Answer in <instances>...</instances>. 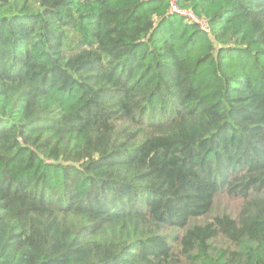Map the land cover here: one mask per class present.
<instances>
[{
    "label": "trees",
    "instance_id": "16d2710c",
    "mask_svg": "<svg viewBox=\"0 0 264 264\" xmlns=\"http://www.w3.org/2000/svg\"><path fill=\"white\" fill-rule=\"evenodd\" d=\"M172 3L0 0V264H264V0Z\"/></svg>",
    "mask_w": 264,
    "mask_h": 264
},
{
    "label": "built area",
    "instance_id": "2783aa9c",
    "mask_svg": "<svg viewBox=\"0 0 264 264\" xmlns=\"http://www.w3.org/2000/svg\"><path fill=\"white\" fill-rule=\"evenodd\" d=\"M171 11L173 13H177L179 15H182L186 18H188V20L198 24L200 26V28L204 31L207 30V28L205 27L204 23L201 22L200 20H198L196 17H194L190 12L188 11H185V10H179L175 5L174 3H172V0H171Z\"/></svg>",
    "mask_w": 264,
    "mask_h": 264
},
{
    "label": "rangeland",
    "instance_id": "374dc122",
    "mask_svg": "<svg viewBox=\"0 0 264 264\" xmlns=\"http://www.w3.org/2000/svg\"><path fill=\"white\" fill-rule=\"evenodd\" d=\"M226 205H227V203L224 202V200H220V201L217 202V204H216L215 211H221V210H223V209L225 208ZM230 206H231V204H229V205L227 206L226 209H229Z\"/></svg>",
    "mask_w": 264,
    "mask_h": 264
}]
</instances>
